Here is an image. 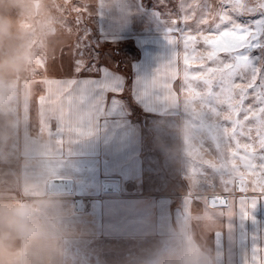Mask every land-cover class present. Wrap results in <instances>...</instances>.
Returning a JSON list of instances; mask_svg holds the SVG:
<instances>
[{
    "label": "rangeland",
    "instance_id": "374dc122",
    "mask_svg": "<svg viewBox=\"0 0 264 264\" xmlns=\"http://www.w3.org/2000/svg\"><path fill=\"white\" fill-rule=\"evenodd\" d=\"M155 1L159 7L163 8L160 6L161 0H147L150 4ZM214 1L218 7L219 0ZM76 2L77 0H29V10L23 15L18 13L16 5L0 4V13L12 19L14 30L19 37L14 36L8 43L0 46V57L10 55L17 44H22L29 54L27 63L21 70L0 78V204H4L6 196L21 195L19 186L21 181L29 187L28 195L37 196L34 191L37 188L36 185L42 182L41 179L50 180L57 175L51 176L52 161L49 159L55 156H52L50 151L59 145L57 140L61 138L63 144L60 146L63 150L67 148L68 139L63 135L61 137L55 131L56 138L50 139L48 128L41 129V111L47 115L48 108L58 107L61 100V96H58L52 101V92L48 91L51 85L44 84V80L66 81L68 77H74V75L82 79L90 69L99 67L103 62H109L110 57L117 70L124 73L130 81L128 64L131 60L127 55L135 54L136 56L140 54V49L134 46L131 39L126 36L117 39V42H112L114 38L107 39L102 32L101 21L108 19L106 17L108 13L111 21L124 27L131 26L135 22V14H133L135 9L132 3L129 4L127 0H114L112 4H110L111 0H89L90 15L85 17L83 24L89 47L85 52L80 71H76V49L72 47L77 39L74 22L76 14L70 15L71 5ZM243 2L248 3L249 0H243ZM213 9H215L214 3ZM112 10L114 13L111 12ZM235 18L243 22L249 17ZM68 26L72 28L71 34L68 32ZM188 31L192 30L188 29ZM194 32L193 29L191 34L195 35ZM204 48L205 45L202 42L195 45L197 52H202ZM181 50L185 56L183 39H181ZM188 54L191 55V49ZM221 55L223 57L224 54ZM204 66L213 67L214 65L211 61H205ZM203 70L198 60L190 59L188 65L182 62L181 74L174 84L181 113L176 117H167L169 121H163L158 114H147L138 102L131 103V114L135 120L143 123L145 135H147L145 150L156 154L159 165L165 173V178H161L162 174H159L157 181L162 182L166 190L170 186L173 194L171 207L175 209L176 222L170 225L167 212L154 213L152 216L155 217V221L153 222H158L157 217L161 216L160 224L171 226L168 230L174 228L173 236H158L160 235L158 231L154 235L135 236V226L144 222V227L139 229L147 231L152 222L138 219V213H135V198L123 201L122 181L118 176L103 177L96 181L72 179L71 182H75L76 189L70 209L68 210V205L64 204L67 200L59 198L61 209H58L57 213L60 214L54 222L30 219L32 226L30 233L33 234L26 235L22 243L13 240L12 252L21 253L24 259H52L59 261L60 264H185V260L186 264H197V254L190 247L185 253V250H182L185 237L177 234L186 226L189 229L187 242L197 243L209 252L214 243L215 228L222 226H228L226 228L228 232L225 231L221 236L224 242L230 241L232 246L236 239L243 244V230L237 237H234V232L229 230L243 229L246 221L239 214V202L243 197L251 198L257 194L251 190L242 193L238 180L229 184V191L225 192L220 174L211 172V169H207L206 166L208 172L201 169V174L194 178L195 183L190 178L191 168L196 167L199 171L201 161L189 158L185 152V137L189 134L187 124L191 119L190 113L183 106L186 96L185 74L187 72L191 86L201 90L202 83L192 80V77ZM42 95L46 97L44 109L39 104V97ZM124 96L130 99L128 87ZM251 102L249 98L245 103ZM66 106L67 102L64 104V113L67 110ZM219 110L223 112L227 111V108L221 106ZM151 118L155 119L151 121ZM55 122V129L58 130L59 125ZM221 122L228 124L227 121ZM50 123L53 130V122ZM151 124L155 125L156 135L151 129ZM164 126H169L170 132H167ZM37 135L41 136L40 139ZM191 139L194 143L204 146L203 152L200 153L203 159L213 162L220 159V153L207 129H192ZM241 142H247L246 138H241ZM36 152L44 153V156H36ZM163 153H166L165 157ZM60 161L61 168L71 166ZM29 168L33 170L26 171ZM34 169L40 172H35ZM223 179L227 180L229 177L225 176ZM189 194H193L194 198L193 213L185 215L184 210ZM197 194L209 198L207 211L210 218L207 220L199 215L205 211V205L202 200H195ZM213 196L227 198L231 209L219 206L212 208L210 199ZM40 197L42 200L37 207L43 210L47 205L45 204L46 196ZM31 198L34 199V197ZM230 210L232 216H229ZM252 211L257 215L256 218L252 216L254 220L258 221L260 218L258 214H260L264 224V201L258 202L257 207ZM221 212L223 215L220 214ZM20 249L23 251L20 252Z\"/></svg>",
    "mask_w": 264,
    "mask_h": 264
},
{
    "label": "crops",
    "instance_id": "0c3cea01",
    "mask_svg": "<svg viewBox=\"0 0 264 264\" xmlns=\"http://www.w3.org/2000/svg\"><path fill=\"white\" fill-rule=\"evenodd\" d=\"M129 4L132 3L135 9V22L131 26L124 27L123 25L110 20V15L106 13L108 19L101 21L102 32L106 35L107 39H113L112 42H117V39L121 37H129L134 46L139 47L140 54L127 55L131 62L128 64L129 72L131 75L130 81L128 77L117 70L114 63L109 62L102 63L99 67L90 69L82 79H79L77 75L70 76L66 81H57L51 84V99L56 100L58 96L64 97V92L73 91V95H76L77 85H67V81H83V80H99L103 77V69H108L110 72H114L123 77L124 92L128 87L130 99L125 98L124 92L117 96L120 99V103L115 106L109 107L108 110L98 117L94 124L95 131L84 137H75L74 134H70L67 127H65L63 133L64 138L68 139L67 148L63 150V147L57 145L51 152L52 156H55L49 160L52 161V167L50 168L51 176L50 180L41 179L42 182L36 185L37 188L34 192L37 196H30L29 187L23 181L19 182L21 195L6 196L3 203L12 204L18 202H25L32 208V216L30 219L43 221L50 220L54 222L58 219V209H61L59 198H64L67 204L68 210L70 209V203L72 204L73 197L75 196L76 184L71 182L72 179H83L84 181H96L103 177H119L122 183V190L124 192L123 201H128L131 198H135V213L138 214V219L152 222L147 228V231L140 230V227H144L145 223H139L135 226V236L154 235L158 231V236H173L175 233L174 228L167 226L166 224H160L161 216L157 217L158 222L155 221L154 213L163 214L167 212L168 220L176 222L174 212L175 209L172 206V191L171 187L165 189V185L162 182L157 181L159 174H162L161 178H165V173L162 171L156 154L153 152H147L145 150V141L147 135H145L143 123L132 116L131 103L138 102L142 105L143 109L150 115H157L163 121H169L167 117H176L180 112V102L177 99L174 84L181 74L182 62L184 61V55L181 50L182 34L179 31L171 33V37L174 40V44L170 45L166 38V26L164 19H176V28H182L185 32L188 29L195 31L196 21L195 19L189 20L187 24L182 22L180 17L182 13L179 11L178 4L180 0H167L166 7L171 9L173 16L166 17L164 13L166 7H159L156 1L153 4L147 2V0H127ZM213 1V2H212ZM114 0H111L112 4ZM185 4L194 3L195 0H184ZM219 2V1H218ZM209 3L213 7L217 8L214 0H209ZM114 8V7H113ZM117 9V8H116ZM114 13V11H111ZM199 15V12H197ZM211 25V20H210ZM209 25V26H210ZM209 26H201L206 28ZM196 34V32H194ZM184 56V57H183ZM154 79V84H149L151 90L154 86L157 91L160 92V102L154 103L148 101L143 97L142 86ZM167 85V87H164ZM174 94L178 105L166 106L164 98L169 94ZM113 93L106 94V104H109L113 98ZM78 99V98H77ZM65 112V124L69 123L68 119V106ZM88 115V108L85 105L80 107L79 103L73 106V118L70 121L73 126L78 122L85 121ZM167 118V119H165ZM155 118H151V121ZM171 120V119H170ZM53 122V137L56 138L55 133V120ZM56 123V122H55ZM61 127L59 121L56 123ZM156 135L155 125L151 124ZM167 132L171 129L169 126H164ZM68 135V136H65ZM40 135L37 138L40 139ZM53 138V139H54ZM62 148V149H61ZM32 154V153H31ZM164 157L166 153H163ZM36 156H44V153H35ZM69 167L61 168V161ZM36 166V165H35ZM163 168V167H162ZM29 168L26 171H32ZM37 172V169H34ZM40 172V170L38 171ZM62 175V176H59ZM58 176V177H57ZM40 194V195H38ZM41 195L46 196L45 204H47L43 210L38 208L37 205L41 202ZM31 197H34L31 198ZM68 198V199H67ZM153 215V216H152ZM251 215L255 218L257 215L251 212ZM257 220L245 219V226L235 229L234 237H237L244 232V243L241 244L234 240V245L230 246V241L224 242L221 238L222 234L228 230V226H222L215 228L213 233L214 243L210 248L211 251L205 250L197 243L189 244L187 238L189 236V229L186 227L181 228V234L184 236L185 243L183 245V251L185 253L189 250H194L198 258L197 264H206L209 256L214 258L215 264H253L252 262V248H253V236L255 235V247L257 249L255 264H264V224L262 223L261 215ZM184 218V217H183ZM190 218L188 217V220ZM187 225V221H185ZM168 227V228H167ZM139 229V230H138ZM167 229V230H166ZM28 234H16L13 240L23 242ZM13 251V249H12ZM23 251L22 249L19 250ZM17 251V252H19ZM15 259V264H60L59 261L52 259L43 260H28L24 259L20 254L12 252ZM15 253V254H14ZM186 264V260H185Z\"/></svg>",
    "mask_w": 264,
    "mask_h": 264
},
{
    "label": "snow or ice",
    "instance_id": "6c2138e0",
    "mask_svg": "<svg viewBox=\"0 0 264 264\" xmlns=\"http://www.w3.org/2000/svg\"><path fill=\"white\" fill-rule=\"evenodd\" d=\"M167 5V0H161L160 6ZM228 7H225V6ZM91 4L89 0H77L71 5V13H75L77 39L74 45L77 59L75 70L80 71L85 52L88 51L87 36L83 31L85 17L90 15ZM179 11L182 13L180 19L187 24L189 20L196 21V34L191 31L185 32L182 28H176V19H164L166 26V38L170 45L174 44L171 33L179 31L182 34L185 48V65L189 60H198L203 71L192 77V80L202 83L203 89H194L189 83V77L185 74L184 89L186 96L183 106L190 113L187 129L189 134L185 137V152L193 160L199 159L201 164L199 171L196 167L191 168L190 178L195 179L201 174V169H211V172L219 173L224 183V191H229V184L239 181L240 191L246 193L249 190L256 193L251 198H241L239 214L242 219H253L252 210L257 207L258 202L264 201V0H219V6L213 9L209 0H195L194 3L185 4L180 0ZM199 12V15H197ZM166 17H172L171 9L166 7ZM248 16L249 18L240 22L235 17ZM258 17V18H256ZM211 20V25H210ZM210 25V26H209ZM201 26H209L202 28ZM69 34L72 28L68 26ZM202 42L205 48L197 52L195 45ZM191 49V55H189ZM63 52V50H61ZM221 54H224L223 57ZM205 61H211L213 67H205ZM46 68V65H45ZM239 81V82H238ZM44 84L51 85L54 81L44 80ZM67 85L76 84V95L73 91L64 92L59 106H50L48 114L41 111L40 126L44 130L48 128V135L53 139L51 121H59L61 127L55 131L63 133L67 127L70 134L75 137L89 136L95 131L94 124L98 117L105 113L109 107L120 103L118 95L124 92L123 77L108 69H103V77L99 80L67 81ZM154 84V79L144 84L143 97L154 103L160 102V92L149 84ZM167 87V85H164ZM51 93V88L48 89ZM113 93V98L106 104V94ZM78 98V99H77ZM251 98V103L245 102ZM67 102L69 109V123L65 124L64 104ZM79 103L83 108H88L85 121L78 122L75 126L70 122L73 118V106ZM166 106L178 105L174 94H169L163 102ZM42 109L46 105V97H39ZM221 106H226L227 111H220ZM221 121H227L224 124ZM230 125V126H229ZM204 128L211 134L220 159L213 162L205 160L200 155L204 146L194 143L191 139V130ZM241 138L247 142L242 143ZM62 145L63 139L57 140ZM197 145L199 146L197 148ZM234 146V147H233ZM206 166V168H205ZM243 169V170H241ZM208 172V171H207ZM228 176L229 179L223 178ZM195 200H202L205 205L204 219H209L207 208L209 198L196 195ZM194 203L193 194H189L184 214L192 212ZM210 206L229 207L231 205L227 198L213 196ZM223 215V212L220 213ZM229 216H232L231 210ZM252 262L255 264L257 249L255 247V235L253 236Z\"/></svg>",
    "mask_w": 264,
    "mask_h": 264
},
{
    "label": "clouds",
    "instance_id": "9594fccd",
    "mask_svg": "<svg viewBox=\"0 0 264 264\" xmlns=\"http://www.w3.org/2000/svg\"><path fill=\"white\" fill-rule=\"evenodd\" d=\"M0 4L16 5L20 15L26 14L30 7L29 0H0ZM14 36L19 38L12 19L0 13V46L8 43ZM28 58L29 54L22 44L14 46L10 55L0 57V78L21 70ZM32 214V208L25 202L0 204V264H15L12 253L14 235L28 234L32 230ZM206 264H215L214 258L209 256Z\"/></svg>",
    "mask_w": 264,
    "mask_h": 264
},
{
    "label": "built area",
    "instance_id": "2783aa9c",
    "mask_svg": "<svg viewBox=\"0 0 264 264\" xmlns=\"http://www.w3.org/2000/svg\"><path fill=\"white\" fill-rule=\"evenodd\" d=\"M108 188V187H107ZM107 188H105L107 190Z\"/></svg>",
    "mask_w": 264,
    "mask_h": 264
}]
</instances>
